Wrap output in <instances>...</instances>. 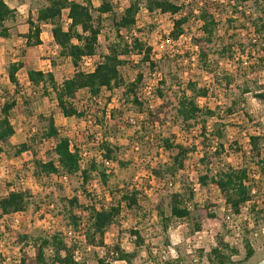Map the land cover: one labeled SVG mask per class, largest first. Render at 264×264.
Here are the masks:
<instances>
[{
	"label": "rangeland",
	"instance_id": "374dc122",
	"mask_svg": "<svg viewBox=\"0 0 264 264\" xmlns=\"http://www.w3.org/2000/svg\"><path fill=\"white\" fill-rule=\"evenodd\" d=\"M12 9L15 16L28 13L35 14L36 10L44 4V0H5ZM78 2L83 0H77ZM92 5L94 20L97 8L102 0H89ZM113 13L121 10L127 0H115ZM188 2L190 0H181ZM216 1V18L219 21L217 34L213 44L201 43L207 51L211 60L210 73L200 71L196 68V60L192 55L198 53L197 47L192 39L201 36L199 22L191 19L184 25V33L174 43H166L165 39L171 30L170 20L167 16L153 15L140 11L136 16L138 28H142L139 35L141 40L152 48V56L156 64L154 70H149L147 63L137 62L138 58L129 57L130 62L120 68L123 86L113 91L103 90L99 95V105L93 106L90 113V103L85 92L77 93L75 102L78 110H84L82 118L65 119L56 108L52 98L40 96L39 92L30 89L26 78L25 69L17 73V80L21 94L27 99V105L20 111L14 108L10 113V123L14 129V135L10 139V147H4L0 153V196L10 190H28L30 203L26 210L19 213V216H4L0 219V264H18L20 259L21 246L29 255L33 249L28 240L18 244V236L36 237L41 234H60L66 242L76 241L78 250V261L86 264H97V259L104 257L108 249L119 246L126 254H134V257L125 264H162L168 260H178V264H211L208 255L210 250L217 245V240L228 247L235 248L236 252L231 256L230 264H257L264 259V223L261 219L250 218L251 227L247 221L231 216L224 207V201L218 193L211 188L201 189L197 184V171L202 170L199 159L202 153L201 138L199 129L196 127L186 132L182 123L177 120L174 104L177 98V85L187 81L198 82L199 86L206 87L210 91L209 97L200 98L197 103L202 108H209L219 112L222 116L221 124L223 129L224 151L222 159L233 167L245 164L242 154H248V135L258 132L264 138V103L253 98V92L264 88V36L259 40L253 31L250 21L255 17L250 15V9H246L244 15L234 13L232 6L235 0H210ZM62 16L64 25L65 15ZM112 15L105 14L101 20V33L98 37V48L96 54H106L109 42L113 41L111 26ZM227 19H231L227 20ZM19 20L8 22L14 34L15 27ZM49 29L44 28L41 38L43 46L37 49H30L28 59H45L50 54L52 47ZM1 38V37H0ZM263 39V40H262ZM0 41V103L5 96L3 90L10 95L13 94V86L10 84L7 75V68L12 60H18L25 56V48L13 50L12 46L4 45ZM222 44L231 46L232 58H219L218 51ZM3 50V51H2ZM13 50V51H11ZM188 54L187 56L185 54ZM228 56H231V55ZM53 56V57H52ZM217 60V63H216ZM254 66L253 69L248 66ZM35 68H38L35 66ZM57 82L69 77L73 71L70 62L65 60L55 61L52 67ZM253 72H257L253 75ZM142 74V81L135 88L139 94L141 104H133L127 92V86L133 84L137 74ZM162 83L157 85L158 81ZM158 86L161 94L168 96L171 105L167 108L165 125L150 126L145 109L155 104L154 89ZM138 88V89H137ZM144 88H150V96H146ZM144 89V92H143ZM245 89L248 92H245ZM135 90V92H136ZM137 94V96H138ZM231 107L233 112L224 116L221 111ZM96 114V115H95ZM96 116L94 124L88 126L86 116ZM39 116H51L58 125L62 135L70 139V144L85 153L86 157L80 162L82 169H85L92 156H99L100 149L95 145V138L103 137L109 142L114 150L116 161L112 164H105L107 182L103 184L100 176L96 173L89 174V180L85 183L82 176L66 177L59 176L47 178L44 175L35 177L33 161H47L54 158L51 153V143H37L34 146V155L22 154L21 157L13 156L16 147L25 142L29 134H36L40 137L44 129L45 121L38 120ZM225 117V118H224ZM217 123L215 117L209 119L206 125ZM147 131V135L143 132ZM37 137V138H38ZM36 138V139H37ZM169 139L174 144H194L196 149L188 155L184 168L170 183L157 181L150 176V170L167 162L171 151L168 153L162 150L161 140ZM38 141V139H37ZM39 142V141H38ZM264 147V142H263ZM215 141L211 144V152L214 151ZM97 162L103 159L97 157ZM101 170V167L99 168ZM250 170L256 169L250 165ZM134 176L138 181L134 182ZM169 179V178H167ZM186 181L189 188L195 194L193 201L204 205L206 193L212 191V201L215 207L208 209V212L215 214L216 219L202 221L200 231L191 232L190 227L178 221L171 220L164 230L163 221L156 214V207L160 204L164 212V218L168 217L167 195L174 190L181 188V182ZM196 185L198 187H196ZM136 192L139 207L130 210L124 203H120V196L123 190ZM75 197L77 205L70 207L68 200ZM100 202H110L113 205L119 204V215L114 223L107 228L103 244L88 246L84 242L82 234H76L68 220V214H81L84 225L88 219L89 206L99 205ZM189 205H191L189 203ZM241 210V214L248 215V210ZM239 223L242 226V234L236 243L230 241L231 234L227 226ZM131 231L139 233L141 243ZM245 242L250 244L254 255L248 261L243 262L246 253ZM49 253V251H47ZM112 264V263H110Z\"/></svg>",
	"mask_w": 264,
	"mask_h": 264
},
{
	"label": "trees",
	"instance_id": "16d2710c",
	"mask_svg": "<svg viewBox=\"0 0 264 264\" xmlns=\"http://www.w3.org/2000/svg\"><path fill=\"white\" fill-rule=\"evenodd\" d=\"M115 0H102L100 5L94 9L97 14L96 21L92 14V5L89 0L75 2L69 0H44L35 13V16H28L25 23L28 26L25 38V46L33 47L41 44L39 38L41 25L46 24L51 27L52 41L59 48L58 57L69 59L73 71L69 77L57 83L51 72L43 73L41 71L29 70L27 80L33 93L39 92L40 96L52 98L56 104L59 113L66 119L82 118L85 116L84 110H78L74 101L78 92L83 91L87 94L90 101L88 108L96 103V98L103 90L113 91L123 86L120 68L130 62L129 57L138 58L137 62L148 65L149 70L156 68L152 56V48L141 40L140 34L142 28H138L136 16L142 8L147 10L151 16H167L170 20L171 30L168 38L171 41H177L184 33V25L188 24L193 18L199 22L201 36L198 39H192V43L197 47L196 68L200 71L210 73L211 60L207 51L203 49L201 43L213 44L219 21L216 18L217 2L210 0H190L188 2L181 0H127L122 9L113 13ZM117 3V2H116ZM232 10L234 13L244 15L246 9H250L251 16L255 17L250 21L253 31L260 40L264 36V0H235ZM67 12L70 20L66 28L62 25V16ZM105 14L112 15V31L114 34L113 41L109 42L106 48V54L100 56L101 61L91 73H83L78 70V63L83 56H92L96 54L98 48V37L101 33V20ZM15 10L12 9L5 0H0V37H9L8 22L15 21ZM230 20L231 19H227ZM263 40V39H262ZM221 50L218 51L219 58H232L231 46L222 44ZM264 52V48H263ZM231 56H228V55ZM188 55L187 53L185 54ZM217 63V60H216ZM22 67V63H11L7 68V75L10 84L13 86V94L3 90L5 96L0 103V153L3 148L10 147L9 139L14 134V129L10 123V113L14 108L19 111L27 105V99L21 94L17 71ZM253 69L254 66H248ZM257 72H253L256 75ZM142 74L139 73L133 84L127 86V92L133 93L130 96L133 104H141L137 96L138 92L135 86L142 81ZM162 82L159 80L157 85ZM178 93L175 99L174 111L178 121L182 123L186 132L198 128L201 138L202 153L199 163L202 170L197 171V184L199 188H211L215 190L224 201L226 211L233 215L241 213L242 208L247 206L248 213L261 219L264 223V138L258 132L249 134L248 137V154H242L245 164L233 167L222 159L224 151L223 129L218 111L202 108L198 105L197 100L206 99L210 91L206 87L198 85V82L187 81L184 84L177 85ZM138 89V88H137ZM136 90V92H135ZM158 86L154 89L155 104L152 107L146 106V117L150 126L165 125L166 110L171 105L168 96L161 94ZM248 92L245 89L246 93ZM253 98L264 103V88H259L253 92ZM231 107L224 108L221 113L226 117L232 114ZM96 115V114H95ZM91 116L95 119L96 116ZM215 117L217 123L208 126L207 121ZM224 117V118H225ZM85 119V118H84ZM38 120L45 121L43 131L38 137L36 134H29L25 142L16 147L13 156L21 157L22 154L34 155V146L37 143H51V153L54 158L47 161H33V175L39 177L44 175L47 178L52 176H82L86 183L89 180V174L96 173L100 176L103 184L107 182V169L105 164H112L116 161L114 150L109 142L103 137L98 140V148L102 150L100 158L103 162H97V159L91 158L85 169L80 166L81 156L79 149L70 144V139L61 134L60 129L54 119L39 116ZM147 135V131L143 132ZM38 137V138H37ZM38 141H37V139ZM215 141L214 151L211 152V144ZM162 150L171 151L170 158L167 162L157 166L156 169L150 170L151 176L157 181L171 182L175 176L183 170L185 160L188 155L193 153L196 146L192 144H174L169 139H162ZM250 165L256 169L253 172L249 169ZM101 167V170L99 169ZM169 178V179H167ZM137 193L123 190L120 196V203H124L130 210L139 207ZM193 189L184 180L181 182L179 190L171 191L167 197L168 217L164 218V212L160 204L156 207L157 216L163 221L164 230L168 227V222L175 220L183 225L190 227L191 232L200 231L203 220L216 219L215 214L208 212V209L215 207L212 201V191L208 190L204 205H197L194 199ZM30 193L28 190H10L5 195L0 196V219L11 214H19L26 210L30 203ZM189 203L191 205H189ZM72 208L77 205L75 197L68 200ZM88 219L86 223L81 224V214H72L69 212L68 220L73 231L76 234H82L84 242L88 246L104 245L103 237L108 227H110L116 217L119 215V204L113 205L110 202H100L99 205L89 206ZM253 219V218H252ZM254 220V219H253ZM134 237H137L138 243H141L139 233L131 231ZM17 243L20 244L26 240L33 249V254L22 248L20 250V259L18 264H86L84 261L74 259L76 241L66 242L64 238L55 233L53 235H39L36 237L18 236ZM246 253L243 262L248 261L254 255V251L248 242H245ZM49 251V253H47ZM236 250L233 247L225 245L221 239L217 240V245L210 250L208 258L211 264H230L231 256ZM134 257V254H126L120 250L119 246H113L108 249L104 257L97 259V264H110L114 261H124L127 263ZM162 264H178V260H168Z\"/></svg>",
	"mask_w": 264,
	"mask_h": 264
},
{
	"label": "crops",
	"instance_id": "0c3cea01",
	"mask_svg": "<svg viewBox=\"0 0 264 264\" xmlns=\"http://www.w3.org/2000/svg\"><path fill=\"white\" fill-rule=\"evenodd\" d=\"M6 3L10 6V4L8 2H6ZM28 16H32L33 17V16H35V14L28 13V15L25 16L23 12H20V16L19 17H18V15H16V18L19 20V22H18L19 25H17L15 27V29L17 28L16 34H14L11 29H9V31H8L9 32V37L0 38V41H2L1 43H4V45L12 46L13 50L14 49L16 50L17 48L22 49L21 48L22 45H20V44H23V48H25V51H21V54H22V52H24L25 56L21 59V62H19L17 59L11 61V63H15V62L22 63V67H20V69L17 71V73L20 70H24L25 69L26 78H27V72L29 70L41 71L43 73L51 72L53 74L52 67L55 66V61H59V60H61V61L65 60V61H68V62H70V61H69V59H64V58H59L58 57L59 48L52 41L51 32H50L51 27L49 25H46V24L41 25V33H40V36H39V38L41 40V44L40 45L33 46V47H26L25 46V38L23 36L28 31V26L25 23V20L28 18ZM44 28H48L49 29V33H50L49 34L50 35L49 36L50 37L49 41L51 42V47H52L51 55H53V56L56 55L55 58L53 60H51L52 58L50 59V54H49V55H46L47 58H45V59H38V58L37 59H31V58L28 59L26 56H27L28 52L30 51V49L33 50V49H37V47L41 48L43 46V40L41 38V35L43 34ZM13 50H11V51H13ZM35 66H37L38 68H35ZM17 73H16V76H17ZM53 76H54V74H53ZM54 79L56 80L55 76H54ZM61 82H62V80H61ZM61 82H57V83H61ZM76 99H77V97H76ZM10 139H9V142H10Z\"/></svg>",
	"mask_w": 264,
	"mask_h": 264
},
{
	"label": "built area",
	"instance_id": "2783aa9c",
	"mask_svg": "<svg viewBox=\"0 0 264 264\" xmlns=\"http://www.w3.org/2000/svg\"><path fill=\"white\" fill-rule=\"evenodd\" d=\"M69 1H75V2H78L77 0H69ZM82 2V1H80ZM141 11L143 12H146L147 13V10L142 8ZM63 21V20H62ZM70 20L68 19L67 17V14L65 15V21H64V25L67 26L69 24ZM64 27V26H63ZM66 28V27H65ZM181 38V37H180ZM165 42L166 43H174L173 41H171L168 37L165 39ZM196 58V55H192L191 59L194 60ZM101 61V58L99 55L95 54V55H92V56H83L79 63H78V70L83 72V73H91L95 67L100 63ZM145 90H148L147 92H145L146 96H150V88H144ZM144 89H143V92H144ZM139 96V94H138ZM96 103L99 105V98H96ZM86 119V122L88 124V126L91 127V125H93L95 122L94 120L90 117V116H86L85 117ZM98 138L96 137L95 138V145L97 146L98 144ZM98 147V146H97ZM102 150H99L97 153H99V156H92L94 157V159H97V157H100V154H101ZM79 155L81 156V160L80 162L83 160V157H86V154L85 153H81L79 152ZM61 179H66V176H62ZM138 181V176H134V182ZM196 187H198L196 185ZM245 210H248L247 209V206L244 208ZM231 216H235L237 218H241L243 219V221H247V225L248 227H251V224H250V218H251V215L248 213V215H242L241 213H239L238 215H233V214H230ZM11 216H19V214H11ZM228 230H229V233L231 234L230 236V241L233 242V243H236L237 241H239L240 237H241V234H242V226L241 224H239L238 222L237 223H232V224H229L227 226ZM77 253H78V250H75L74 251V259L76 261H78V258L76 257L77 256ZM112 264H125L124 261H114Z\"/></svg>",
	"mask_w": 264,
	"mask_h": 264
},
{
	"label": "water",
	"instance_id": "95a60500",
	"mask_svg": "<svg viewBox=\"0 0 264 264\" xmlns=\"http://www.w3.org/2000/svg\"><path fill=\"white\" fill-rule=\"evenodd\" d=\"M257 264H264V259H262L261 261H259Z\"/></svg>",
	"mask_w": 264,
	"mask_h": 264
}]
</instances>
